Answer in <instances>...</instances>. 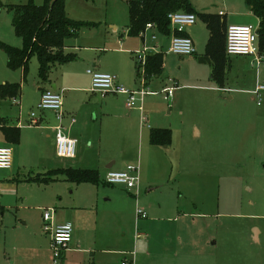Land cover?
<instances>
[{
    "label": "rangeland",
    "instance_id": "1",
    "mask_svg": "<svg viewBox=\"0 0 264 264\" xmlns=\"http://www.w3.org/2000/svg\"><path fill=\"white\" fill-rule=\"evenodd\" d=\"M28 1L0 0V3L9 6ZM33 1L38 6L46 3V0ZM191 3L197 22L193 28L186 29H193L191 37L198 56L191 60L164 50L165 70L148 87L160 91L166 84H177L172 105L162 94L146 97L144 102L149 125L156 129L162 122L166 125L163 128L171 130L170 146L163 149L150 144L149 129H140V112L127 109L124 95L103 99L99 94L92 97L90 93L70 92L64 96V110L76 119L73 130L69 134L65 132L76 141V157L60 158L57 150L42 140L41 157L35 162L31 160L33 165L26 172L10 175L12 179L3 176L8 172H0V184L20 185L22 198H26L22 205L26 210H19L21 199L4 197L0 190V264H54L52 239L41 209L56 211L54 224H65L68 214L74 213L71 220L74 229L84 228L83 244L91 248V254L86 255L88 263L122 264L134 259L135 264H150L149 242L142 236L138 239V233L148 235L160 245L166 243V236L182 233L191 240L184 252L193 255L195 264H259L256 260L264 252L262 249L259 255L260 247L252 240L251 228L264 224V117L257 118L258 114H264V92L254 95L252 103L234 94L237 98L234 106L241 105L246 111L241 120L244 123L259 120L254 143L245 145L240 155L235 153V144L227 145L220 139L223 134L213 124L220 123L223 104L231 103L222 97L220 88L255 90L258 84H264V68L260 69L261 62L258 64L256 57H250L253 63L249 57L240 58V62L228 59L224 82L215 79L213 62L201 63L198 59L206 52L209 36L198 14L203 11L218 14L225 10L228 25L249 24L258 29L259 22L250 13L246 0H191ZM65 10L73 21L95 25L82 29L77 38L67 42V52L78 55L70 67L75 66L79 73L85 71L92 80L87 70H94L93 64L98 63L105 73L118 77L127 89L138 88L144 81L143 68L134 53L140 49L141 39H130L126 31L128 5L121 0H66ZM12 16L5 7L0 9V42L21 48V39L11 24ZM234 17L238 19L235 22ZM112 26L118 30L115 32ZM38 66L34 57L24 81L19 71L8 68L7 56L0 48V84L9 81L7 78H17L15 83L22 84V96L18 98L21 109L12 104L13 99L0 100V117L17 124L19 118H29L33 110L39 114L37 93L43 83ZM64 67L53 69L50 79L54 84L63 81ZM245 68L249 81L242 85L240 77ZM129 79L133 85L125 82ZM106 100L112 101L109 106L102 104ZM60 125L63 126V121ZM22 149L23 155L25 149ZM113 162H116L113 170L140 165L138 198L133 191L104 182L107 166ZM153 166L160 170L157 185L150 183L147 175ZM48 170H95L100 173V182L76 185L65 178L49 185L26 182L30 171L36 174ZM5 205L10 207L3 209L1 206ZM137 209L145 210L148 217L138 220ZM22 216L27 217L26 225ZM155 217L161 221L153 223L151 218ZM205 239L210 240L209 250L201 246V240ZM103 252H110L109 256ZM191 257L188 255L187 259Z\"/></svg>",
    "mask_w": 264,
    "mask_h": 264
},
{
    "label": "crops",
    "instance_id": "2",
    "mask_svg": "<svg viewBox=\"0 0 264 264\" xmlns=\"http://www.w3.org/2000/svg\"><path fill=\"white\" fill-rule=\"evenodd\" d=\"M202 13L212 14V15H215L217 17H220L221 21L226 24L227 13L225 12V10L219 11L218 14L210 13L207 11H203ZM221 13H223V15H221ZM250 13L252 14L251 10H250ZM12 18H13V16H12ZM232 20L235 22L238 19L234 17V19H232ZM11 24H12V22H11ZM128 25H127V30H126L127 33H128ZM226 25L229 26V25H234V24H229V25L226 24ZM235 25H237V24H235ZM242 25H249V24H242ZM111 28L115 32L118 30L117 26H112ZM192 28L186 29V31H185V35L189 36L191 39H192L191 33L193 32ZM155 34L156 35L158 34L157 40L153 41L151 38V35H155ZM167 36H169V35H162L158 31V28H154V29L147 32L146 41L141 36V34L139 35V37L129 36V38L130 39H135V38L141 39L140 40L141 47L138 50H142L144 48V46H147V47L153 48V49L156 48V51L151 52V54H157L160 52L163 53L164 50L166 52L169 51L170 40L168 39ZM209 37H210V33L208 36V41H209ZM21 43H22V40H21ZM207 44H208V42H207ZM207 44H206V48H207ZM195 46H196V44H195ZM74 49H76V46L74 47ZM67 50L68 49H66V51ZM196 50H197V48H196ZM125 52L128 53L129 51H125ZM197 53H198V50L196 51L195 55L187 56V57H190L191 60H193L192 57H194V56L197 57L198 56ZM207 58H209L211 60V62H208ZM240 58H247V57L246 56H229L228 59L232 60V62H235V61L240 62ZM198 59L200 60L201 63H209V64L212 63V59L207 55L206 52L203 55H201V57H198ZM164 61H165V58H164ZM249 61L251 63H253L251 58L249 59ZM263 62H264V60L259 64L260 69L264 68V65H262ZM70 66H71V64L63 65V67L66 68L63 72V81H61L59 83L57 82V85H56L50 79V81L48 83L42 84V86H40L38 88V93H37L38 104L41 100L42 93L46 90H56L58 93L63 94V97L68 96L70 92H83V93H87V94L90 93L92 97H95L99 94V93H95L92 90V80L89 79V77H87V75L85 74V71L79 73L75 66H73V67H70ZM93 67H94V70H92V71L102 72V73L106 72V70H103L100 65L98 66V63H94ZM29 70H30V67H29ZM245 70H246V68L243 69L242 77H240V82L242 85L248 84V81H249L248 80L249 79L248 71H245ZM17 71H19L21 73L23 80L26 81L23 77L22 70H17ZM88 71L89 70H87V74H88ZM250 72L252 73L251 70H250ZM157 78H159V77L152 78L150 80L145 79L144 82L139 84L138 88L132 89V90H139L144 86H146L147 88L150 89V87H148V85L151 83L152 80L157 79ZM7 79L10 81V82L9 81H7V82L12 83V84L15 82H18V80H19L17 78H12V79L7 78ZM143 79H144V77H143ZM7 82H5V83H7ZM125 82L128 85L134 84L133 81L130 79L126 80ZM0 85H2V84H0ZM45 85H48V86H45ZM21 86H22V84H21ZM166 87H173V86H168V84H166L165 86L162 87V89L160 91H155V90H151V89L150 90L154 93H157V95H159V94H162V91ZM58 89H60L61 91L59 92ZM256 89L253 90L251 88L250 89L244 88V89L238 90V89H230V88H220V91L222 93V97L226 100H229L231 103H224L223 104V107L220 110V112L222 113L221 114V121H220V123L213 124V125L218 126L219 134L220 133L223 134V136L220 139H224L227 142L226 143L227 145H230V144L236 145L234 150H235V153L238 155H240L244 151L245 145H247L246 147H248L249 144L254 143L256 135L259 133V129L257 128V125H256V123L259 120H257V121L252 120L251 122H246V123H244L241 120L242 113H244L246 111L244 109H241V105L234 106V103H236V102H234V100L237 99L234 97V94H239V98L240 97L245 98L249 102L252 103L254 100L253 96L255 95ZM21 91H22V88H21ZM175 92H176V90H175ZM21 96H22V94H20L19 97L21 98ZM108 96H106V97L101 96V98L105 99ZM152 96H156V95H151L148 97H152ZM19 97H17V99ZM163 99H164V95H163ZM0 100H2L1 97H0ZM2 101L6 102V100H2ZM20 102H19V104H15L12 100V104L20 106V109H21V103ZM110 102H112V101L106 100L102 104L105 106H109L108 104H110ZM38 104H37V107H38ZM64 104H66L65 101H64ZM171 105H172V103L170 102L169 106H171ZM109 108H111V107H109ZM64 111H65L66 117L63 120V126L65 124L64 127L66 129V132L69 134L70 131H72L73 128L75 127L76 122L72 123V119H75V117L71 113H67L66 110H64ZM144 111H145V108H144ZM32 112L36 113V111H34V110ZM38 112H39V114L37 113V115L34 119L31 117V113L29 114V118H26L24 120H21V118H19L17 124L11 123V121H9L7 117H4V118H2V116L0 117V148H11L13 150V153H14L13 168L9 171H0V172H8V174H5L3 176L9 177L10 175H14L16 173L19 175V174H22L23 172H26L28 167H32L33 164L30 161L33 160V162H35L36 158L41 157L40 145H41L42 140H46V142H48V144L52 148L56 149V141H55L56 130L55 129L59 126V123L56 120L54 113L42 112V111H38ZM232 113H236V116L233 117ZM146 114L147 113L145 112V115ZM146 116H147L146 123H142V120L140 121L141 122L140 123V129H141V131H143L145 129H149L148 132H149V138H150V131L154 128H152L149 125L148 114ZM261 116L264 117V114L263 115L258 114L257 118H260ZM66 119H67V121H65ZM140 119H141V112H140ZM161 123L162 122H159L157 125L155 124L156 127H159L156 129H166V128H163V127H166V125L161 124ZM160 127H162V128H160ZM5 128H17L20 130L19 144L13 145L9 141V139L7 138V136L4 133ZM198 136H201V133L199 131H198ZM68 137H70V135ZM150 144H151V141H150ZM153 146H155V145H153ZM155 147L167 149L169 146L164 145V146H155ZM22 148L25 149V154H23V155L21 153L23 150ZM140 158L142 159V152H141V156L139 157V160H140ZM115 164H116V162H113L112 164L107 166L108 171H110V170L121 171V170H113V167ZM136 166L140 167V165H136ZM49 171H52V170H48L46 172L36 173V174L33 171H30L26 176L27 177L26 182H29L28 181L29 178H33V177H35L37 175H41V174H46ZM147 175H148L150 183L153 182L154 183L153 185H157V181H158L157 179L159 178L158 176L160 175V170L157 167L153 166L151 169H149V171L147 172ZM10 179H12V178H10ZM144 179L146 181L147 177L145 176ZM19 187H20V185H14L12 183H1L0 184V190L2 191V195L4 197H9L13 200L16 199V201L21 199V201H19V203H18V205H20L18 207V209L20 210V209L24 208L26 210L25 206H22V205H24V201L26 200V198H24V197L22 198ZM155 188H157V187L155 186ZM125 190H127V189H125ZM133 193L135 194L134 196L136 198H138L139 192L138 193L133 192ZM1 207L4 209V208L10 207V206L5 205V206H1ZM41 210L43 212V220H44V211L47 209H41ZM150 210L152 211L153 209L150 207ZM72 212H76V211H72ZM22 218L25 221V222H23V224L26 225L27 221L25 219H27V217L22 216ZM73 219H74V213H69L67 216V222L66 223H71L73 225V223L71 222V220H73ZM137 219L140 220L141 218L137 217ZM202 219L205 220L206 219L205 216ZM151 221L153 223L154 222L156 223L158 221H161V219L155 217V218H151ZM14 224H15V221H14ZM202 224H204V223H202ZM220 224L225 225V223H219V225ZM53 225H62V224H54L53 223ZM14 227H17V225H14ZM73 228H75V227L73 226ZM251 229H252V234H251L252 240H253L255 245H258L260 247V249L258 250L259 255H260L262 253V249L264 252V224L261 226H253ZM83 234H84V228L81 227V228H78L76 230L74 229L73 241L69 247V250L64 254V258H63L64 264H94V263H88L86 260V255L89 252L91 254V250H90L91 248H90L89 244H88L89 246L83 244V239H82ZM49 235L51 236L50 233H49ZM137 236H138V239H140V237L142 236L141 238H145L149 242L148 249L151 252H148L147 256L150 259H152V263L157 262V264H189L188 261L191 260L190 264H195L193 255L190 253L184 252L185 247L187 246V244L189 246V242L191 241L190 239H188L186 237L187 235H185V234L177 233L175 235L166 236L165 237L166 243L164 245H160L158 241H155V240L153 241V238L148 237V235H146V234L141 235L138 233ZM215 244H216V242H215ZM201 246L204 248V250H206V249L209 250V247H211L210 240H208V241L206 239L201 240ZM193 247H195V245L192 246V248ZM109 253L110 252H106V253L103 252V255L109 256ZM132 254H134V253H131L130 255L132 256ZM188 255H191L192 257L190 259H187ZM259 255H257V256H259ZM183 256H187V257L185 259H183ZM104 259H105V257L101 258L102 261H104ZM263 260H264V254L262 256H260L256 260V262L260 264ZM152 263H150V264H152ZM97 264H108V263L99 262Z\"/></svg>",
    "mask_w": 264,
    "mask_h": 264
},
{
    "label": "trees",
    "instance_id": "3",
    "mask_svg": "<svg viewBox=\"0 0 264 264\" xmlns=\"http://www.w3.org/2000/svg\"><path fill=\"white\" fill-rule=\"evenodd\" d=\"M121 1L128 5V33L131 37H139L147 24H155L162 35H170L171 27L168 19L170 13L184 12L197 16L191 0ZM65 2L66 0H46L42 6L36 5L33 0H29L26 4L9 6L0 3V9L5 7L13 14L14 32L22 40L21 48L3 42H0V48L7 56L8 68L12 71L22 70L25 80L34 57L38 60V75L43 84L50 81L54 68L77 61L76 53L66 51L67 42L77 38L82 29L95 26L71 20L66 14ZM246 4L259 21L258 52L264 58V0H246ZM198 16L202 18L210 33L206 53L213 62L214 78L224 82L227 74L225 64L229 58L226 52L227 25L220 17L212 14L200 13ZM143 68V76L146 80L162 76L165 70L164 54L160 52L149 55ZM21 88V84L18 83H4L0 85V97L2 100L17 98L21 94ZM4 133L13 145L19 144V129L5 128ZM150 141L155 146H170L172 132L169 129H152ZM63 178L76 185L99 184L100 173L95 170H52L29 178L28 181L49 185Z\"/></svg>",
    "mask_w": 264,
    "mask_h": 264
},
{
    "label": "built area",
    "instance_id": "4",
    "mask_svg": "<svg viewBox=\"0 0 264 264\" xmlns=\"http://www.w3.org/2000/svg\"><path fill=\"white\" fill-rule=\"evenodd\" d=\"M223 15V13H221ZM170 21L171 34L168 37L170 40L169 53L187 57L196 54L195 44L193 40L185 35L186 28L192 27L197 22V16L192 13H170L168 15ZM157 28L155 24H147L141 36L146 41L147 32ZM152 40H157L156 35L151 36ZM258 34L257 29L251 25H229L226 29V52L228 56H246L256 57V62L259 64L263 61V57L258 52ZM156 51V48L144 46L142 50L135 51L137 63L142 66L146 65L148 56L151 52ZM144 70V68H143ZM92 76V90L99 93L102 97L108 95H124L126 97V107L129 110H138L141 112L142 123H146L147 116L144 111V101L146 97L157 95L146 86L139 90L127 89L121 85L118 77L102 72L88 71ZM144 77V76H143ZM145 81V77H144ZM143 81V82H144ZM177 84L173 87H166L162 94L165 101L172 102ZM264 92V84H259L255 91V95L259 96ZM15 104H19L17 98L13 99ZM37 109L42 112H52L55 115L58 123H62L65 119V111L63 109V95L54 90H46L42 93L41 100ZM37 113L32 112L31 117L34 119ZM76 119H72L75 123ZM56 150L60 158L74 159L76 157L77 144L76 141L68 137L64 126L60 125L56 129ZM14 153L11 148H0V171H9L13 168ZM109 186H120L128 191L135 193L139 192L140 188V167L128 165L126 169L121 171H108L105 176V181ZM55 210L47 209L44 211V222L46 231L51 234L52 249L54 254V264H64V254L69 250L73 241L74 228L71 223L62 225H53ZM137 217L146 219L148 214L143 209H137ZM133 255V254H132ZM122 264H135L134 259Z\"/></svg>",
    "mask_w": 264,
    "mask_h": 264
},
{
    "label": "water",
    "instance_id": "5",
    "mask_svg": "<svg viewBox=\"0 0 264 264\" xmlns=\"http://www.w3.org/2000/svg\"><path fill=\"white\" fill-rule=\"evenodd\" d=\"M207 61H208V62H211V60H210L209 58H207ZM54 91H56V90H54Z\"/></svg>",
    "mask_w": 264,
    "mask_h": 264
}]
</instances>
